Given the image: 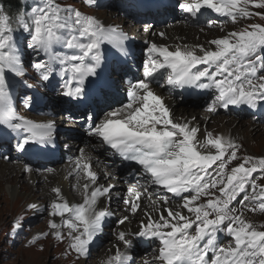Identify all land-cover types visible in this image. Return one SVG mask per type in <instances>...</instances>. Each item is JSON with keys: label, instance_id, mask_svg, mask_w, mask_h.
Listing matches in <instances>:
<instances>
[{"label": "snow or ice", "instance_id": "snow-or-ice-1", "mask_svg": "<svg viewBox=\"0 0 264 264\" xmlns=\"http://www.w3.org/2000/svg\"><path fill=\"white\" fill-rule=\"evenodd\" d=\"M87 2L91 4L92 0ZM249 3L264 9V0H243L242 7H238L241 0H191L179 2L177 7L192 17L202 9L210 10L236 23L238 18L253 15L248 10ZM9 20L4 5L0 3V130L17 137L19 151L51 150L55 144L54 122L35 123L16 115L9 74L23 80L27 75V54L28 65L42 81L55 76L62 80V95L83 100L89 81L100 80L103 46L107 44L121 55H127V36L115 26H105L98 18L72 6H61L56 0H33L30 8L17 13L16 28L10 26ZM213 23L215 21H208L209 25ZM17 33L26 38L18 41ZM209 43L215 46V50L187 45H177L170 50L167 46L152 43L142 64L143 78L131 83L126 90L128 103L94 119L86 134L113 150V156L137 166L130 172L129 178L135 182L126 189L129 195L124 199L132 214L141 210L139 189L148 192V187H155L157 194L163 189L180 198L182 208L193 214L194 218H191L172 210L168 207L167 196L159 202L151 201L152 213L145 212L147 219L142 220L139 230L131 235L135 239L148 237L159 241V264H264V230H257L237 214V208L232 207L233 202L244 194L240 200L242 205L245 201L258 200L259 210L264 212V187L258 193L247 192L249 184L253 189L257 187L249 178L258 168L264 171V158L244 157V162L233 167L225 181L226 163L238 158L240 146L231 138L222 135L213 138V134L207 132V139L200 142V147L211 146L216 152L198 151V126L175 121L163 98L150 88L153 80L165 79L167 85L178 89L191 87L216 93L208 105L210 111L241 106L257 109L264 103V75H260L264 73V25L252 24L250 30L233 31ZM58 45L79 54L61 55L56 50ZM68 64L70 69L64 67ZM58 67L60 71H57ZM25 86L30 87L26 82ZM97 87L103 92L108 84L101 82ZM23 99L30 108V98ZM79 151L81 155L75 160L76 170L82 169L90 182L84 185L83 203L70 205L67 201H53L50 208L52 214L59 215L63 225L72 230L69 233L70 247L77 254L87 256L91 242L102 231L103 221L112 215L107 208L97 210L98 201L104 197L110 202L115 185H97L98 174L91 169L90 163L84 162V150ZM228 151L230 155L225 160ZM217 162L214 173L209 172ZM249 163L250 166L246 167ZM142 179L146 184L140 183ZM217 188L219 196L209 198L205 203H195L202 196H213L209 190ZM52 191L63 199L59 187ZM65 213L71 218L65 219ZM153 213L158 216L154 217ZM127 220L128 216H124L118 223L122 225ZM19 227L20 223L16 222L15 228L18 230ZM50 227L55 230L61 225L50 221ZM73 232L77 234L73 235ZM218 233L233 237L234 245L218 247ZM54 235L60 237L61 233L55 231ZM117 235L125 251L117 247L108 264H132L129 251L133 239H129V233L124 231Z\"/></svg>", "mask_w": 264, "mask_h": 264}, {"label": "rangeland", "instance_id": "rangeland-1", "mask_svg": "<svg viewBox=\"0 0 264 264\" xmlns=\"http://www.w3.org/2000/svg\"><path fill=\"white\" fill-rule=\"evenodd\" d=\"M56 3H59L61 6H72L82 12H85L87 15L95 14L98 11L102 12L101 9L85 7L81 3V0H56ZM242 6H244L243 0H241V4L238 5V7H242ZM247 7L248 10L253 13L251 17L238 18V21L236 23H233L231 18L225 17V22L223 23L224 25L214 26V29L212 28L209 34H205L204 32L198 30L202 27L192 25L193 27L191 29H194V31L193 32L185 31L186 33H184L185 35H183L182 37H184V39L186 40H192L193 42L197 43V45H199L203 40H207L209 38H211L209 40L210 42L213 39L224 37L225 35L233 31L244 30L246 28L250 30V26L252 24L264 25V15H256V13H264V9L256 8L255 5L252 3H249ZM119 16L118 15L116 16V20H114V23L115 25L120 27L121 25H119V22L123 19V17H121V15ZM11 27L16 28L17 24L16 25L14 24ZM163 36L165 39L168 38L166 33ZM25 38L26 37L22 33H17L18 41L22 42ZM213 47L214 49L212 50H215L214 45ZM27 60H28V55L26 54L25 69L26 71L29 70V73H27V75L23 77V80L13 76L12 74H9L8 76L11 95L13 96L14 111L17 116L19 115V113L17 111V104L15 102V97H16L14 95L15 92L13 93V91L15 89L20 88L21 85L24 84L25 82L32 83V80L29 79L30 75H32V72L29 69ZM260 75H264V73H260ZM179 107L181 106L175 107L174 110H176V108ZM247 115L249 114L242 116L243 118L242 117L235 118L232 116H228L231 118L223 120L224 123H231L232 121L234 122L233 127L237 129L239 133L234 137V139H232V141L235 144H239L241 146L237 150L238 158L232 161H228L226 163L225 181L227 174L231 173V169L233 167H236L239 163L244 162V157L250 156L256 160L260 158H264V121L261 120L256 121V118L246 117ZM215 116L225 118V116H223V114L221 113H218ZM207 120L208 119H206V121ZM219 122H221V119L220 120L218 119V121L215 119V122L214 121L211 122L209 124V127L208 126L204 127L205 129L206 128L208 129L205 131L203 137L205 140L207 139L205 138L207 132H215L213 134V137L215 135L218 136ZM223 122L221 123L223 124ZM215 152L216 149H212L210 151H202V153H212V154H214ZM229 155H230V151L225 153V160H227V157ZM11 163L14 162L12 161L4 162L2 160L0 163V170H4L3 168L6 167L7 165H10ZM218 164L219 162L214 164L212 168L209 169V172L214 173V170L218 167ZM245 166L246 167L250 166V163L246 164ZM14 172L15 171H13L12 173L13 177L15 175ZM30 174L31 173L29 172H24V174L19 177L20 178L19 184L17 183L18 182L17 180L13 181V185H11L10 182H7L8 180H3L1 182L3 185H1L2 190L0 187V198H1L0 199V264H96L97 261L99 260H97L96 255L94 254L92 255L91 259L88 258L87 260L85 259V261L81 259L76 262L73 261L74 259L73 257H70L67 254L61 255V247H59V245L52 244L51 242L64 236L65 234L64 232L61 233L60 237L57 236L53 237V234L51 232L49 234L48 239L46 238L47 231L51 229L50 227V220H52V217L50 216L51 204L47 206V204L44 203L42 204L38 201L36 202L33 200H29L30 198L28 196L27 189L29 186H34L36 183V181L31 182V180L34 178L29 177ZM249 179L250 181H255L257 185L255 189L251 187V184L247 186V192L249 194L252 193L253 191L258 193L260 188L264 187V171L260 170L259 168L257 169V172L253 173ZM12 186L16 187L15 188L16 191H12L13 190ZM42 189L43 187H40L35 189L34 191H36L37 193L40 192L39 193L40 195L43 192L45 193L48 192V191H44L45 189L43 190ZM209 191L214 195L202 196L200 200L196 201L195 203L196 204L205 203L207 199L215 198V196L220 195L218 188L210 189ZM243 195L244 194H241V196L237 198V201L233 202L232 207L237 208L238 209L237 214L242 215V217L247 222L252 223L257 228V230H264V212H261L259 210L258 207L259 201L258 200L245 201L244 204L242 205L240 203V200L243 199ZM17 197H21L19 198V201L22 202H18ZM22 199L25 201L23 202ZM182 204L183 201L179 199L172 206L175 208L176 211H181L183 215L194 218L193 214L189 213L187 209L182 208ZM67 214L68 213H65L64 217H66ZM137 214L138 215L135 214L136 218L137 216H140L141 211L137 212ZM60 219L61 217L60 218L58 217L57 221H59ZM16 222L20 223V227L18 230L15 228ZM192 231H194V228ZM110 234L113 235L112 233L106 235L110 236ZM103 236L104 234L102 235V233L95 236L94 240L90 244L89 253H96V250L101 249V247L103 246L104 248L102 250L109 251L110 249H112L114 244L112 246H108L109 238L107 237L103 238ZM224 242H225L224 243L225 247L229 245H234V243L231 241V236H229L228 234H226ZM116 244L120 245V243H116ZM61 245L64 251L68 248L66 243L61 242ZM65 253L67 252L65 251ZM138 257L140 256L136 255L134 257V259L132 260V264H136L135 262L137 261ZM151 264H155V263L152 262Z\"/></svg>", "mask_w": 264, "mask_h": 264}, {"label": "bare ground", "instance_id": "bare-ground-1", "mask_svg": "<svg viewBox=\"0 0 264 264\" xmlns=\"http://www.w3.org/2000/svg\"><path fill=\"white\" fill-rule=\"evenodd\" d=\"M108 11H110V12H108ZM114 11L115 10H113V9H106L102 12L98 11L97 13L90 14V15L98 18L105 26L112 25L118 29L119 26H116L113 23L114 20H116V18H110V15L112 13H114ZM82 13L86 14L85 12H82ZM214 24H219V21L215 20ZM119 25H121L122 27H129L128 24H125V22L123 20H121L119 22ZM121 26H120V28H121ZM191 28H192V26L187 22L180 23L177 25H172L170 27L165 28V33L168 36L167 39H165L164 36H161V37L156 36V37H152L149 39H151L153 41V43L157 44L158 46L169 47L170 50H174L177 45H180V46L187 45L190 47L204 46L205 48L214 49L213 45H210V43H209V40L211 38H209L207 40H203L201 43L199 42L200 43L199 45H197V43L193 42L192 40L184 39V37H182L183 35H185L184 33L188 32V31L189 32L194 31V29H191ZM212 28L214 29V27H211V28L202 27L198 30L204 32L205 34H209V32H210V30H212ZM214 33H216V32H214ZM137 34L141 39H145V38L150 37V35H144V34L140 33V31H138ZM194 41H195V39H194ZM197 52H198V54H200L198 51V48H197ZM27 73H29V70L27 71ZM34 79H36V77H34ZM180 106L181 107L176 108V110H174V114L172 115V118L177 122H187L190 124V126H194V127L198 126L199 131H198L197 137H196L198 151H210V150L214 149L211 146L200 147V140H201V142L206 141L203 137H204L205 131L208 129L207 128L205 129L204 127L205 126L209 127V124L213 121L215 122V119L217 121H218V119L219 120L221 119V122H223L224 119H229V117L225 116V118H223V117H216L214 115V116H210L209 119L206 121V119H207L206 113H204V112L196 113V111H194L193 107H191V106H189V107H187L186 105H180ZM183 107H185L186 109ZM21 111L24 112L23 110H21ZM238 117H240V116H238ZM221 122H219V124H218V136L222 135L226 138L234 139V137L236 135H238V133H239L237 131V129H235L233 127L234 122L232 121L231 122L232 124L231 123H224V122L222 124ZM211 133L214 134L215 132H211ZM215 137H216V135L213 138H215ZM205 138H207V137L205 136ZM237 145H239V144H237ZM240 157H241V155H240ZM1 161L2 160L0 159V163H1ZM3 169L4 170H0V187H1V190H2L1 185H3L1 182L3 180H8L7 182H10L11 185H13L14 180H17L18 184L20 183L19 177L24 174V170L21 166L16 165L15 163H11L10 165H7ZM13 171H15L14 177L12 175ZM29 173H31L29 177L34 178L31 180V182L36 181L34 186H29L27 189L28 196L30 198L29 200H33L36 202L38 201L42 204L43 203L47 204V206H49L51 204V201L52 202L53 201H55V202L67 201L70 205L83 203L84 195H85L84 185L87 183H90L89 180H87V179L77 181V179L74 177V175L72 173V170L70 168H67V166L61 167L60 165H57V166H55L54 171L50 174L46 173V174L37 175L34 172H29ZM107 177H108L107 174H103L102 179L100 181L97 180V185H103V186L106 185L108 182H105L103 184H101L100 182H104V179H106ZM122 185H123V183L121 181L117 182V188L110 194L111 195L110 202L107 198H104V197L100 198L98 201V209L97 210H99L101 208L109 209L110 204L116 206L117 200L114 199L113 196L119 191V188ZM40 187H43V189H45L44 191H48V192L47 193L43 192L40 195L39 194L40 192L37 193L36 191H34L35 189L40 188ZM55 187H59L61 189V196L63 197V199H59L56 196V194L52 191V189ZM15 188L16 187H13L12 191H16ZM19 192H20V190H19ZM19 198H21V197H17V201L22 202V201H19ZM153 200L158 201L156 198L151 199V200H148V199L140 200V205H139V208L141 209L140 215H142L143 213H145L147 211L152 213L153 206H152L151 201H153ZM24 201L25 200H23V202ZM168 207H170L172 210L176 211L175 208L173 206H171L170 203H168ZM163 210L164 209L162 207L161 211H163ZM140 211H138V212H140ZM120 215H127L128 218L130 219V218H136V215H138V214L137 213H136V215L132 214V213L130 214L129 209H127L125 212L120 213ZM165 215H166V212H165ZM50 216L52 217V220H50V221H55L58 225H61V227L59 229H55V230L52 228L50 230H48L47 234H46V238L48 239L49 234L51 232L53 234V237H55V235H54L55 231H59L60 233L64 232L65 233L64 236H62L59 239L52 241L51 243L55 244V245H59V247H61V255L67 254L68 256L73 257L74 259L73 258L72 259L75 262L79 261L81 259L84 261H85V259L87 260L88 258L91 259L92 255L94 254V255H96L97 260H99V261H97L96 264H108L109 259L114 256L117 247H119L120 251H125L123 244L118 241V238L115 236V233L117 232L118 228L123 229V226L128 227L127 223H124L122 225V227H117V226H114V223L116 224L117 221L112 220L110 217L105 218V220L103 221V228H102L101 233H102V235L104 234L103 238H106V237L109 238L108 246H112L114 244V246H116V247L113 246L112 249H110L108 251V250H102L104 248V246H103V247H101V249H99V250L97 249L96 253H89L90 252L89 251L87 256H84V255L77 254L76 251L70 247L72 240H71L69 233L72 230H70L66 225H63L62 218L59 221H57L58 217L60 218V216L59 215H53L52 212L50 213ZM153 216L156 217V216H158V214L153 213ZM64 218L65 219L71 218L70 214H67L66 217H64ZM101 233H99V234H101ZM109 233H112L113 235H111V234H110V236L106 235ZM75 234H77V233L73 232V235H75ZM61 242L67 244L68 248L65 250L67 253H65V251L63 250ZM116 243H120V245H117ZM131 252L132 251H129V254ZM70 253H71V255H70ZM140 257H142V255ZM146 258H148V260L150 261L149 264H151L152 262L157 264V261L154 260L150 254H148V256H146Z\"/></svg>", "mask_w": 264, "mask_h": 264}, {"label": "trees", "instance_id": "trees-1", "mask_svg": "<svg viewBox=\"0 0 264 264\" xmlns=\"http://www.w3.org/2000/svg\"><path fill=\"white\" fill-rule=\"evenodd\" d=\"M4 5L5 14L9 15L10 20L14 19L19 11L32 6L29 0H0Z\"/></svg>", "mask_w": 264, "mask_h": 264}]
</instances>
